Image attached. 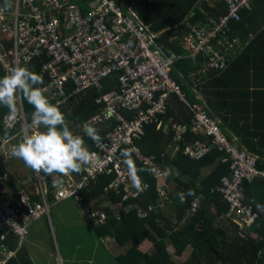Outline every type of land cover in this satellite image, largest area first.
Masks as SVG:
<instances>
[{
  "label": "built area",
  "instance_id": "obj_1",
  "mask_svg": "<svg viewBox=\"0 0 264 264\" xmlns=\"http://www.w3.org/2000/svg\"><path fill=\"white\" fill-rule=\"evenodd\" d=\"M255 1L198 0L196 10L202 16L193 22L185 19L180 24L178 33L169 41L182 52L170 56L162 54L156 44L159 33L149 31L131 10L121 9L114 0H14L9 12L0 6V37L9 42L8 46L0 43V64L5 74L21 63L40 60L41 73L47 79L41 87L43 94L50 103H58L60 107L89 90L101 91L103 81L109 76H115L116 82L114 92L94 99L96 113L73 132L84 139L90 154L89 163L83 166L84 173L78 180L46 176L44 182L35 172L36 201L25 194L0 190V229L12 233L22 243L31 223L41 217L48 219V188L53 203L66 198L77 201L81 191L101 175L113 176L106 188L116 193L121 189L122 200L138 199L150 189V183L141 179L142 187L146 186L143 190L132 187L120 155L123 147L132 148L134 159L149 169L157 183L155 191L159 201L171 203L169 190L159 182L169 175L178 177V171L158 164L153 155H142L132 143L141 137L144 126L161 127L164 121L160 117L166 116L174 99L184 104L190 116V132L207 139L185 144L183 154L198 161L211 149H216L222 154L221 163L228 165V174L221 177L215 189L227 206L220 223L229 221L239 230L253 224L258 214L243 204L241 183L264 178V172L256 168L257 156L229 142L219 122L209 115L205 102L196 96L199 102L191 104L171 80L169 70L184 59L197 66L190 76L192 82L224 72L244 45L234 34L232 25L252 9ZM83 3L87 8L81 6ZM230 32H233L231 36ZM175 116L166 117L165 125L173 132L172 142L178 149L177 143L183 140L186 128ZM108 121L111 123L107 126ZM3 124L14 132L11 137L15 139L18 134L24 139L26 128L29 134H35L39 128L32 120L27 122L19 93L16 112L10 113ZM85 126L102 133L100 143H94L84 134ZM9 140L4 139L2 144ZM165 171L169 175L165 176ZM54 179L62 183L54 187ZM5 181L6 178L0 176L1 187ZM199 203L200 197L191 201L187 218L195 215ZM87 211L84 216L88 222L104 220V213ZM0 239L3 240L4 235ZM0 264H5V260H0Z\"/></svg>",
  "mask_w": 264,
  "mask_h": 264
},
{
  "label": "trees",
  "instance_id": "obj_2",
  "mask_svg": "<svg viewBox=\"0 0 264 264\" xmlns=\"http://www.w3.org/2000/svg\"><path fill=\"white\" fill-rule=\"evenodd\" d=\"M114 2L121 9L131 10L149 31L159 33L156 44L162 54L167 56L182 52L180 47L169 40L173 34L178 33V27L183 20L193 22L202 16L196 10L198 0H114ZM13 3L14 0H0V6L8 12L12 10ZM263 5L264 0H256L252 9L244 12L240 20L233 24L234 34L241 41L248 42L232 59L226 71L192 82L190 76L196 71L197 66L189 61L181 59L169 70L171 80L191 104L199 102L195 96L196 91L203 96L209 115L220 121L219 126L225 138L233 143L231 137H234L238 149L257 156L256 168L262 172H264ZM232 34L233 32H230V36ZM248 35H252V38H248ZM0 43L9 45L4 38ZM19 66L27 67L43 77V84L37 87L41 88L46 84L47 79L41 73L40 60L35 59L29 64L21 63ZM4 75L5 71L0 64V77ZM115 88V76H109L103 81L101 91L89 90L68 100L63 107L59 106L66 123L73 121L78 124L91 117L97 110L94 107V99L110 95ZM171 104L175 108L171 106L166 116L160 117L164 121L161 127L157 128V124L144 126L141 137L134 140L132 145L142 155H153L158 164L174 167L178 171V177L171 176L176 184V194L181 192L187 194L192 190L194 195H186L184 203L180 202L176 194L170 197L171 203L160 202L155 191L156 181L148 168L142 166L133 156L136 166L144 169L138 173L140 178L150 183V189L136 200H122L121 189L116 193L106 188L113 178L112 175H101L91 181L81 191L80 200L76 201L80 209L89 206L90 203L97 207L105 204L102 224H97L91 231L97 239L111 238L116 248L123 251V254L113 257L115 264H176L167 252L168 245L177 257H181L187 248L191 249L189 258L182 264H264V214L260 213L253 224L243 226L240 230L229 221L228 228L225 224L219 223L227 206L215 189L221 177L228 174V165L221 163L222 154L216 149H211L198 161L183 154L182 148L185 144L207 139L201 134L190 132V116L184 113L180 102L174 99ZM86 105L88 106L84 112L77 114ZM22 108L27 122L30 123L34 108L23 97ZM10 113L5 105L0 104V146L4 145L2 144L4 139H10L6 145L23 139L22 134H18L16 139L12 138L14 132L5 128L3 121ZM173 115L185 125L186 132L183 140L177 143L178 151L171 156L167 153V146L173 140V132L165 125V118ZM40 129L45 131L42 125ZM125 148L128 147L122 149ZM83 173L81 171L76 174ZM5 182L2 187L0 186V190L6 188L7 181ZM241 188L244 205L252 207L256 212L264 209V178L243 180ZM25 193H28L32 201L38 198L30 189ZM17 194L18 192H15V195ZM195 197H200L197 212L193 217L187 218V210ZM47 200H52L50 188L47 190ZM164 205L171 208L175 221H172L171 216H165L160 207ZM109 207H117L118 214H114ZM43 219L45 226L38 231L40 240L41 236L42 240L50 239L47 222L45 218ZM93 222L95 221L89 223ZM2 235L4 239H0V260H5V264H33L24 243H20L12 233L0 229V237ZM144 242L151 244L153 250L142 248ZM9 254L12 256L5 259Z\"/></svg>",
  "mask_w": 264,
  "mask_h": 264
},
{
  "label": "clouds",
  "instance_id": "obj_3",
  "mask_svg": "<svg viewBox=\"0 0 264 264\" xmlns=\"http://www.w3.org/2000/svg\"><path fill=\"white\" fill-rule=\"evenodd\" d=\"M40 84H43V77L30 71L27 67H14L9 74L0 77V104L5 105L14 114L16 112L17 94H22L27 103L34 108L32 124L42 125L45 129V131L29 134L26 128L23 142L18 145L14 144L11 155L21 159L27 167L36 173H43L45 176H52L54 173L60 176L80 173L83 166L87 165L90 160V154L84 139L70 131L65 117L59 109V104L49 102L43 94V89L37 87ZM181 104L184 108V104ZM83 132L94 143H100L102 138L96 128L85 126ZM133 151L132 148H125L121 150L120 155L122 163L128 169L132 187L141 191L146 186L142 187V181L138 173L144 171V169L136 166L133 160ZM164 175H169V172L165 171ZM52 183L55 187L60 185L62 180L54 179ZM177 195L180 202L184 203L186 195H194V193L189 190L187 194L181 192ZM11 256V254L7 255L8 258Z\"/></svg>",
  "mask_w": 264,
  "mask_h": 264
},
{
  "label": "rangeland",
  "instance_id": "obj_4",
  "mask_svg": "<svg viewBox=\"0 0 264 264\" xmlns=\"http://www.w3.org/2000/svg\"><path fill=\"white\" fill-rule=\"evenodd\" d=\"M4 154L7 158L1 154L0 161L4 162L6 167L5 170L2 168L4 173L1 174L7 175V183L12 184L14 188H18L19 183H24V189H30L32 194L35 193L37 188L36 180H34L36 178L35 173L29 179L30 183L27 184V177L23 175L25 169L24 162L18 158L13 159L11 154V156L8 155V151H5ZM6 161L8 162L6 163ZM2 165L0 162V166ZM29 170L33 171L31 168ZM39 175L46 182V176L43 173ZM169 191L170 196H173L172 187ZM25 195L28 196V193H25ZM48 206V219L45 218V220L50 231V239L44 238L45 241L44 239L42 240L43 236H41L40 240L38 231H41L45 226L44 217H41L31 223L23 242L24 247H27L33 264H115L113 257L123 254V251L116 248V244L111 238H96L91 230L97 224H102L103 221L89 223L87 218L85 221L84 214L88 213L87 208L80 209L75 199L66 198L55 203L48 201ZM160 207L164 211L165 216H171L172 221H175L171 208L166 205ZM104 208L105 204H102L99 207H94L93 210L103 212ZM110 210L114 214H118L119 212L117 207H111ZM228 227L226 224V228ZM142 248L153 250L152 245L147 242L142 244ZM167 252L171 256L172 261L176 264H182L189 258L191 249L187 248L181 257H177L173 249L168 245Z\"/></svg>",
  "mask_w": 264,
  "mask_h": 264
},
{
  "label": "crops",
  "instance_id": "obj_5",
  "mask_svg": "<svg viewBox=\"0 0 264 264\" xmlns=\"http://www.w3.org/2000/svg\"><path fill=\"white\" fill-rule=\"evenodd\" d=\"M86 1H88V0H86ZM81 6L83 7V8H87V5L85 4V3H83V4H81ZM233 26V25H232ZM233 32H235V31H233ZM250 38H252V35H250ZM247 42L248 41H244L243 42V46H242V48H244L245 46H246V44H247ZM239 54V53H238ZM233 59V58H232ZM232 61V60H231ZM231 61H229V63L231 62ZM229 63H228V65H227V67L229 66ZM226 71V70H225ZM219 74H221V73H219ZM202 78H204V77H200L199 78V80L200 79H202ZM195 96H198V99L200 100V101H204L205 102V104H206V101H205V99L203 98V96L202 95H200L197 91H196V94H195ZM88 105H86V107H87ZM208 108V107H207ZM82 109V108H81ZM80 109V110H81ZM86 109V108H85ZM84 109V110H85ZM80 110L77 112V114H81L82 112H84V110L83 111H81L80 112ZM186 115H187V113H186V111L184 112ZM177 118V117H176ZM219 123H220V121L218 120V119H216ZM83 122V121H82ZM82 122H80V123H76V122H70V121H68V125H69V128H70V131H72V132H75L76 130H77V128H78V126L79 125H81L82 124ZM180 122V121H179ZM111 122L110 121H108L107 122V126L110 124ZM181 123V122H180ZM181 124H183V123H181ZM38 131H41V129H40V126H39V128H38ZM98 133H99V131H98ZM100 134V133H99ZM102 134V133H101ZM100 134V135H101ZM23 140L24 139H19V141L18 142H23ZM231 141L234 143V145L236 146V144H235V138L234 137H231ZM18 142H16L17 144H19ZM15 142H12V143H10V144H4V145H2V146H0V156H1V154L3 155V156H5V151H8V155H10L11 154V149H12V144H14ZM232 143V144H233ZM135 147V146H134ZM136 148V147H135ZM138 150V149H137ZM241 150H243V149H241ZM178 151V149L176 148V146H175V144L171 141L169 144H168V146H167V153H169L171 156H173L176 152ZM11 156V155H10ZM5 158H7V156H5ZM15 157H13V159H14ZM17 159V158H16ZM3 165L2 166H0V176L2 175L1 173H4L3 172V170H2V168L5 170V167H6V165H4V162H2V161H0ZM8 161H6V163H7ZM22 164H23V162H21ZM170 168H173V169H175L174 167H171L170 166ZM149 170V169H148ZM207 171H209V169H207ZM16 172V171H15ZM34 173H35V171H30L29 170V168H27V166L25 165V169H24V176L25 177H27V181H28V183L27 184H29L30 182H29V179H31L32 178V176H34ZM204 173H206L205 171H204ZM203 173V174H204ZM54 176H56V177H58V178H61V179H68V178H70V179H72V180H78L79 179V177L82 175H78V174H76V173H71V174H69L68 176H60L59 174H57V173H54L53 174ZM78 175V176H77ZM2 176H4L5 178H6V181H7V175H2ZM20 176V175H19ZM35 178V177H34ZM34 180H36V184H37V179L35 178ZM26 180H25V182H27ZM6 183V182H5ZM159 184L162 186V187H165L166 189H168V190H170V188L172 187V194H176V190L177 189H175V186H176V184L174 183V181H173V179H171V175H169L168 177H166L164 180H161V182H159ZM24 183H19V185H18V188H14L13 186H12V184L10 185V184H8L7 183V185H6V188L5 189H3L4 190V193H12V192H18V194L19 193H21V194H25V192L27 191V188H23L24 186ZM24 189V190H23ZM181 190V189H180ZM23 193H22V192ZM13 194H15V193H13ZM17 194V195H18ZM170 194V193H169ZM177 195V194H176ZM170 197H174V195L173 196H170ZM102 205V204H101ZM100 205V206H101ZM85 207H87V208H89V209H91V210H93V208L94 207H97L95 204H93V203H90L89 204V206H85ZM84 207V208H85ZM84 208H82V210L84 209ZM264 208V207H263ZM95 213H99L100 211H96V210H93ZM103 211H104V209H103ZM258 215L260 214V213H263L264 214V209L263 210H260V212H256ZM220 223V222H219ZM225 223V226H226V224H228L227 222H224ZM221 224V223H220ZM253 236H255L254 234H253Z\"/></svg>",
  "mask_w": 264,
  "mask_h": 264
},
{
  "label": "water",
  "instance_id": "obj_6",
  "mask_svg": "<svg viewBox=\"0 0 264 264\" xmlns=\"http://www.w3.org/2000/svg\"><path fill=\"white\" fill-rule=\"evenodd\" d=\"M85 108H86V106H83L82 109L80 110V112L83 111Z\"/></svg>",
  "mask_w": 264,
  "mask_h": 264
}]
</instances>
